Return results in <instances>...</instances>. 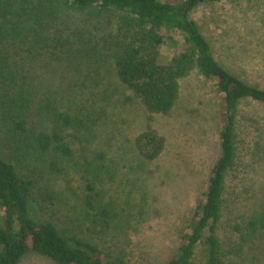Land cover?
Listing matches in <instances>:
<instances>
[{"label": "rangeland", "instance_id": "rangeland-1", "mask_svg": "<svg viewBox=\"0 0 264 264\" xmlns=\"http://www.w3.org/2000/svg\"><path fill=\"white\" fill-rule=\"evenodd\" d=\"M117 15L94 5L72 8L66 0H17L10 23L0 21V156L33 181L35 219L68 228L124 264H165L189 230L220 155L221 98L214 80L194 69L180 80L169 114L146 112L111 60L93 58ZM191 17L219 63L264 89V0H203ZM181 43L166 38L162 60ZM13 100L24 108H11ZM47 105L73 119L63 133L69 159L22 141L8 120L23 113L29 131L51 128L52 115H42ZM148 126L165 138L152 161L135 146ZM236 126L237 160L226 177L217 236L227 260L264 264V104L241 100ZM87 184L95 191L92 211L83 203ZM202 256L198 249L196 261ZM19 264L54 263L28 253Z\"/></svg>", "mask_w": 264, "mask_h": 264}, {"label": "trees", "instance_id": "trees-1", "mask_svg": "<svg viewBox=\"0 0 264 264\" xmlns=\"http://www.w3.org/2000/svg\"><path fill=\"white\" fill-rule=\"evenodd\" d=\"M201 1L66 0L72 8L85 9L94 5L118 12L115 29L103 39L104 46L93 48V58L111 60L119 81L140 101L146 112L169 114L179 98L180 80L194 69L214 80L223 110L220 155L210 172L202 198L192 212L189 230L181 235L177 252L165 264H243L227 260L221 250L217 225L222 216L226 177L237 160L238 105L243 99L264 104V89L247 83L217 61L208 40L191 17L192 10ZM16 2L0 0V21L10 23ZM1 28L0 22V31ZM166 38L173 44L182 42V50L164 61L161 48ZM45 39L48 41L49 36ZM10 107L24 108L20 100H13ZM42 110L43 107L41 113ZM42 115L45 119L52 115L51 128L29 131L23 113L9 116L8 120L15 135L22 141L28 139L41 153L71 158L73 150L63 135L65 128L72 124L71 115L54 105L44 107ZM135 146L144 159L152 161L162 153L165 138L148 126L136 137ZM50 166L57 169L56 160ZM32 188L33 181L14 163L0 156V264H19L28 253H37L54 264H124L68 228L35 219L30 209ZM94 200V187L87 184L83 203L89 211L95 207ZM98 214L106 215V211ZM198 249L203 256L197 262Z\"/></svg>", "mask_w": 264, "mask_h": 264}]
</instances>
